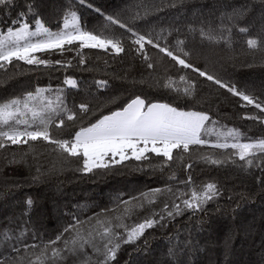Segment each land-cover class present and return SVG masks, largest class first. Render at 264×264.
Returning a JSON list of instances; mask_svg holds the SVG:
<instances>
[{
	"label": "trees",
	"instance_id": "obj_1",
	"mask_svg": "<svg viewBox=\"0 0 264 264\" xmlns=\"http://www.w3.org/2000/svg\"><path fill=\"white\" fill-rule=\"evenodd\" d=\"M33 3L46 25L54 31L65 7L74 4V0H17L15 10L0 11V29L5 31L9 22L16 18V12L23 10L25 3ZM107 15L118 16L144 35L159 39L162 46L175 50L176 40H186V50L195 48L192 62L226 83H235L239 88L253 91L264 100V50L249 52L246 37L233 30L232 47L201 44L200 37L195 39L188 33V24L196 22L202 9L207 17L208 9L217 6L220 11H231L232 7L247 4V16L239 21L240 26L250 28L249 35H257L264 27V2L262 0H87ZM176 4V7H172ZM81 16L85 30H99L104 23L103 17L94 9L74 5ZM136 11L140 18L132 19ZM213 23L219 21L212 17ZM13 27H15L13 25ZM62 27V21L60 22ZM114 35L123 30L113 26ZM175 29H179L176 31ZM171 32V35H169ZM107 34V33H106ZM124 44L128 51L119 56L102 49H81L86 59L79 64L76 47L71 51H50L36 53L42 59L53 63L49 65H28L23 61H13L0 69V102L12 97H23L34 92L37 87L45 89L62 88L64 102L77 111L75 121H65L61 129L52 128L57 138L70 139L80 127L94 123L101 115L118 110L135 96L139 95L152 102H167L185 110L207 112L216 121L238 127L242 131L264 136V125L241 117L245 114H259L252 106L241 107L246 102L232 96L190 69H179L168 57L157 49L146 45L148 55L156 64L155 70L147 69L145 62L134 51L135 45L127 39ZM69 46H66V48ZM56 60L64 62L55 64ZM71 62V66H68ZM186 74L197 81L194 97L165 88L168 76L176 80L182 89L179 76ZM65 77L78 81V88L63 83ZM107 80L108 87L98 89L96 80ZM159 81V83H157ZM115 98L108 103L110 98ZM89 103L92 111L84 116L74 105ZM23 127V125H19ZM29 145L10 146L0 149V229L11 227L14 235L25 230L21 239L25 244H41L61 233L74 218L87 221L102 209L113 208L117 197L127 200L130 196L165 185L174 186L187 181L191 175L196 186L215 182L221 189V196L209 202L205 211L185 210L182 215L167 218L166 226L149 229L135 244L122 245L114 264H165L167 251L173 243H179L191 237L195 250L188 257H182L186 264H264V186L256 180L264 175L256 168L241 167L237 164L221 166L206 163L199 159L201 155L223 158L232 149H217L209 145L193 146L190 153H184V159L171 163L161 171L162 157L149 154L147 161L130 159L123 164L112 165L109 169L94 170L92 173L76 171L78 165L73 161L65 163L52 151L53 145L46 142H30ZM24 160L19 164L8 165L13 158ZM24 153H29L26 157ZM191 163L192 168L185 166ZM37 167L40 173H37ZM175 173L176 179L169 177ZM39 179L33 182V177ZM35 201L30 212L24 214L26 197ZM232 197L229 199V197ZM177 204H183L181 199ZM22 247V245H21ZM0 253L8 255L0 241ZM34 259V257H32ZM26 264V262H25Z\"/></svg>",
	"mask_w": 264,
	"mask_h": 264
},
{
	"label": "snow or ice",
	"instance_id": "obj_2",
	"mask_svg": "<svg viewBox=\"0 0 264 264\" xmlns=\"http://www.w3.org/2000/svg\"><path fill=\"white\" fill-rule=\"evenodd\" d=\"M264 2V0H262ZM183 3V0H181ZM86 6L94 9L103 17L104 23L99 30H85L81 24V16L74 5ZM176 7V4H172ZM17 0H0V11L5 9L15 10ZM217 6L208 9L207 17L203 9L197 16L196 22L188 24V33L195 39L198 35L200 43L205 41L209 45L231 48L233 43V30L236 29L246 37L245 44L249 52L264 50V27L257 35H249L248 26H240L249 11L247 4L240 7L233 6L231 11H220L216 16ZM212 17L218 20L213 23ZM140 18V12L136 11L133 20ZM62 21V27L60 22ZM61 21L57 22V29L53 30L47 26L40 14L35 10L33 3H25L23 10L16 12V18L10 20L6 31H0V69L6 64L15 61H23L28 65H49L53 63L48 59H42L36 53H47L50 51H71L76 47L77 56L80 57L79 64L84 65L86 59L80 50L102 49L111 51L119 56L128 51L124 44L125 34H130L127 39L135 45L134 51L142 58L147 69L155 70L156 64L148 55L146 45L157 49L168 57L174 66L179 69H190L198 77L218 85L232 96L246 102L241 107L252 106L259 110V114H245L242 119H248L264 125V100L255 95L253 91L239 88L235 83H226L216 75L205 71L194 64L191 60L194 54L199 52L186 50V40L177 39L175 50L168 46H162L159 39L154 40L151 35H144L135 30L128 23L119 19L118 16L107 15L100 8H95L87 0H74L73 5L65 7L61 15ZM13 25L15 27H13ZM113 26L122 29L120 35H114ZM179 31V29H175ZM107 33V34H106ZM171 35V32H169ZM66 46H69L66 48ZM55 64L64 62L56 60ZM71 66V62H68ZM179 81L184 87L181 89L175 79L168 76L162 85L178 94L186 97H194L197 91V81L191 80L186 74L179 76ZM63 83L71 88H78V81L72 77H65ZM98 89L108 87L107 80H96ZM159 83V81L157 82ZM51 89L37 87L34 92H27L23 97H12L0 102V149L10 146L32 145L30 142H46L53 145L52 151L65 163L75 162L78 167L76 171L92 173L94 170L109 169L112 165L123 164L125 161L135 159L136 161H147L149 154L162 157L160 162L161 171L164 167H171V163L183 160L184 153H190L193 146L210 145L217 149H232L233 151L221 158H212L210 155H201L198 158L212 165L237 164L245 168H256L264 173V136L255 139L247 137L239 129L227 128L218 130V123L212 120L210 115L204 111L185 110L179 106L167 102H152L137 95L110 114L101 115L94 123L87 127H80L71 135L70 139L57 138L52 134L53 126L61 129L65 121H75L77 111L69 108L60 94L62 89L57 90L55 100L44 95ZM115 98H110L111 103ZM80 114L86 116L92 111L89 103L82 102L74 105ZM212 125L210 127L209 125ZM23 125V127H19ZM215 135L216 141L212 142L207 137ZM229 138L232 143H229ZM29 153H24L26 157ZM26 162L23 159L13 158L8 160V165ZM171 162V163H169ZM192 168L189 163L185 166ZM37 173L40 168L37 167ZM39 176L33 177V182ZM175 180V173L169 177ZM256 180L264 186V175L257 176ZM186 186L192 183L191 175L187 181H181ZM172 194L170 186L149 189L138 195L130 196L127 200L116 198L113 208L102 209L87 221L75 219V223L68 224L54 239L41 244H25L21 239L25 230H20L19 235H14L15 229L5 227L0 229V241L3 242L8 255L0 253V264H114L122 245L135 244L144 237L145 232L156 227L166 226L167 218H175L182 215L185 210L205 211V206L221 196V189L215 182H207L193 188L190 194L181 193L176 199H181L183 208L174 201L170 204L167 199L163 200V207L159 212L154 206L160 202L161 197ZM187 195L188 198H182ZM232 197L230 196L229 199ZM35 201L31 196L24 200L27 214L34 207ZM139 210L147 214L142 219L128 224L126 220L139 215ZM111 214V215H109ZM94 221V223H92ZM84 225H89L87 229ZM22 245V247H21ZM195 250V244L191 237H186L179 243H173L168 248V260L165 264H186L182 257H188ZM34 257V259H32Z\"/></svg>",
	"mask_w": 264,
	"mask_h": 264
},
{
	"label": "rangeland",
	"instance_id": "obj_3",
	"mask_svg": "<svg viewBox=\"0 0 264 264\" xmlns=\"http://www.w3.org/2000/svg\"><path fill=\"white\" fill-rule=\"evenodd\" d=\"M0 31H3L0 29ZM6 31V30H5ZM58 89H62V88H56V89H51V91H48V92H45L44 95L50 99H53L55 100V97L57 95V90ZM64 99V93H63V89H62V92L60 93ZM214 120V119H212ZM216 121V120H215ZM218 123L215 125V127L218 129V130H221V131H225L226 129L223 127V126H226L227 128H236V129H239L238 127L236 126H233V125H230V124H225V123H222V122H219L217 121ZM210 127H212V125L210 124L209 125ZM242 133H244L247 137H251L253 139L257 138V137H261L259 135H252V134H248L244 131H242L241 129H239ZM210 141L212 142H215L216 141V137L215 135H212V136H209L207 137ZM229 143H232L234 141H232L231 138H229L228 140ZM210 146V145H209ZM173 190V193L176 194V196H180L181 193H186V194H190L191 190L193 188H196L197 190L199 189L198 186H196L194 183H190L189 185H185L184 183L182 184H177V185H174V186H170ZM176 196H173L172 194H167L165 197H161L160 199V202L157 203L154 208H155V211L159 212L161 210V208L163 207V200L164 199H167L169 201V203L171 204L173 201L177 204L178 201L180 199H176ZM182 198H188L187 195L183 196ZM147 213L144 211V210H139V215L138 216H133L131 219H128L126 220V222L128 224H132L136 221H138L139 219H142L144 215H146ZM111 215V214H109ZM94 223V221L92 222ZM89 225H84V228L87 229Z\"/></svg>",
	"mask_w": 264,
	"mask_h": 264
}]
</instances>
